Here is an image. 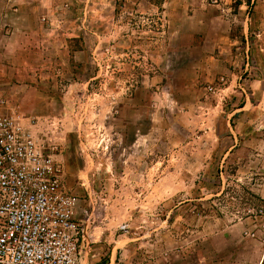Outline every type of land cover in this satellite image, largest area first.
Returning <instances> with one entry per match:
<instances>
[{"label": "rangeland", "instance_id": "374dc122", "mask_svg": "<svg viewBox=\"0 0 264 264\" xmlns=\"http://www.w3.org/2000/svg\"><path fill=\"white\" fill-rule=\"evenodd\" d=\"M61 2L76 26L46 31L5 110L58 145L96 264H166L241 220L264 249V0Z\"/></svg>", "mask_w": 264, "mask_h": 264}, {"label": "built area", "instance_id": "2783aa9c", "mask_svg": "<svg viewBox=\"0 0 264 264\" xmlns=\"http://www.w3.org/2000/svg\"><path fill=\"white\" fill-rule=\"evenodd\" d=\"M5 103L0 100V264H81L87 213L63 184L59 147L39 133L36 119L5 110Z\"/></svg>", "mask_w": 264, "mask_h": 264}, {"label": "crops", "instance_id": "0c3cea01", "mask_svg": "<svg viewBox=\"0 0 264 264\" xmlns=\"http://www.w3.org/2000/svg\"><path fill=\"white\" fill-rule=\"evenodd\" d=\"M2 1L3 4H0V100L8 104L22 105L25 102L22 91L28 81L25 77H29L32 70L29 54L44 50L46 31L51 36L68 22L76 26L77 20L67 19L65 13L77 12L79 9L77 10L76 6L72 7V4L67 5L68 8H63L61 0ZM260 234V230H256L250 220H241L210 237L211 243L194 245L189 251H178L173 254L167 252L162 256V260H165L166 264H177L178 258L190 256L193 259L186 261L185 264H260L264 250ZM97 242L96 236L91 239L87 236L84 238L81 264H96L100 255L97 251ZM133 249L132 246L126 247L125 254ZM134 251L138 252L137 249ZM111 261L112 255L108 264H111ZM148 262V264H159V256H153L151 253ZM125 264L143 263L139 261L128 263L126 260Z\"/></svg>", "mask_w": 264, "mask_h": 264}]
</instances>
